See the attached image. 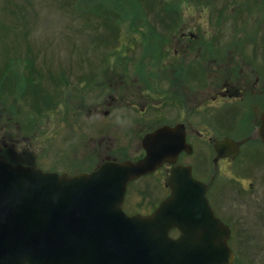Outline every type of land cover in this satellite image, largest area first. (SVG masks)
Returning <instances> with one entry per match:
<instances>
[{"label": "rangeland", "instance_id": "obj_1", "mask_svg": "<svg viewBox=\"0 0 264 264\" xmlns=\"http://www.w3.org/2000/svg\"><path fill=\"white\" fill-rule=\"evenodd\" d=\"M178 35L191 46L182 75L191 87L181 88L172 73L183 58L174 54L180 44L170 43ZM60 70L71 74L67 90ZM229 71L239 92L219 110L215 85L201 86L209 73L227 79ZM171 89L190 105L170 97ZM257 100L264 105V0H0V139L12 135L4 140L26 157L24 165L74 174L110 153L137 158L148 131L183 119L194 151L182 161L208 177L217 122L236 117L247 133ZM232 105L239 107L234 114ZM197 128L205 137L192 132ZM221 163L215 183L223 192L213 202L225 218L235 217L229 264H262L264 144L249 140ZM166 176L160 170L131 182L124 209L153 210L168 194Z\"/></svg>", "mask_w": 264, "mask_h": 264}, {"label": "water", "instance_id": "obj_2", "mask_svg": "<svg viewBox=\"0 0 264 264\" xmlns=\"http://www.w3.org/2000/svg\"><path fill=\"white\" fill-rule=\"evenodd\" d=\"M261 132L264 141V114ZM247 139L216 141L208 181L195 178L190 165H174L171 194L150 214L125 211L129 182L192 151L182 123L146 134V154L136 161L107 160L74 175L13 165L0 154V264L231 263V229L207 191L219 159L234 158ZM174 227L181 230L177 237L170 235Z\"/></svg>", "mask_w": 264, "mask_h": 264}, {"label": "flooded vegetation", "instance_id": "obj_3", "mask_svg": "<svg viewBox=\"0 0 264 264\" xmlns=\"http://www.w3.org/2000/svg\"><path fill=\"white\" fill-rule=\"evenodd\" d=\"M183 33L184 32L182 31V34ZM182 38H185V36H179V35L177 37L172 36L171 39L172 40L174 39V40L170 42V43H178V44H180L179 47L174 48V54L176 56H181L182 55L183 58L179 59L178 66L177 67L172 68V73H174V75H175L174 78H175V80L177 82H181V81L183 82V83L180 84L181 88L182 87H191V86L187 85V83L189 82L190 77L187 78L185 76L186 77L185 78V77L182 76L185 72H187L189 70L188 65L191 62V60H190L191 58L190 57H187V56L190 54L191 46H190V44H188L186 42L183 44V42L181 41ZM176 61L177 60H175V61L172 62L173 63L172 66H175L177 64ZM200 64H203L204 65V63H202V62ZM220 66H222V64ZM179 71H181V73H182L181 76L180 75H177L175 73V72H179ZM207 72H208V70H207ZM60 74H61V77L59 76ZM126 74L127 73H119L116 76L121 77L123 75V78H124L125 76H127ZM228 74L230 75V77L227 78V79L224 78L223 73H216V74H214V77L212 79H210V73H209L208 77L206 76L207 77V80H206L205 84L201 86V88H204L205 86H207V87L210 86V88H211V87H213V84L215 85L214 88H213L214 94L212 95V101H217V100L218 101H220V100L222 101L220 103L223 104V105L222 106L220 105L221 108L219 110H221L223 108H226L227 107L225 105L226 103L228 105V104L234 102L235 92H237V93L239 92L238 89L233 90L234 86L236 85L235 84V80L233 79L234 78V73L232 74L231 71H229ZM70 75L71 74H65V72L63 70H60L59 71V74L57 75V76H59V78L57 79L58 80V83L61 84L62 87L64 86L63 88H65L66 90L69 88V86H71ZM107 77H108V79H105L104 80V85L107 84V81H110L111 80L112 74L109 72V74L107 75ZM135 77L137 78V76H135ZM121 85L122 86L123 85H126L128 88L133 87V84H131L129 86H128V84H121ZM109 86L112 87V81L110 82V85ZM119 88H120V85H119ZM188 91L191 92V88H189ZM201 91H206V89H201ZM169 96L172 97V98H175L176 97L175 100L182 101V104L185 107L187 105H190L188 103L189 102L188 99L186 97H183L184 95L179 94L176 91L173 92V89L170 90V95ZM116 98L117 97L111 96V99L113 101ZM223 100H225V101H223ZM257 101L260 102L261 105L260 104H257L256 105L254 103L251 106V108H250L251 111L248 114V115H250V118H249L250 121H249V124L247 126L248 128H245L247 130V133L243 131L244 129L242 130L240 128L241 127V123H240L239 119H237L235 117V119L231 123H227V125H224V124H221V123L217 122L218 124L216 125V127L217 126L219 127V133L218 134H221L218 137V139H223L226 136H231L234 139H241V138H244V137H249V140L250 141H258V142L264 144V142L262 141V132H261L262 117H263V114H264V105L262 104V101L261 100H257ZM130 103L133 106H136V101H131ZM232 107H234V105H232ZM238 109H239V107L238 106L237 107L235 106L233 108V114H234V112L236 113L238 111ZM105 113H108V111L106 110ZM179 123H183L184 124L185 130H186L187 141L191 144V142L188 140L189 128H188L186 122L183 119H180V120H178L176 122H172L170 125H176V124H179ZM223 126H228V129L227 130L221 129V127H223ZM241 130H242V132H241ZM192 132H196V134H198V136H200V137H205V135H206L205 131L201 130L200 128L194 129ZM235 134H237V136ZM8 135L12 137L11 134H8ZM8 135L6 134L5 136H8ZM210 136H211V134H210ZM4 137L2 139H0V154H2L7 160H9L10 162H12L13 164L24 163L23 161H24V158H26V157L23 156V155H19L18 154V151L17 150H14L15 147L13 146V144L12 145H9L4 140ZM143 137H142V140H143ZM211 137L209 139H211ZM213 139L214 138H212L211 140H213ZM218 139H216V140H218ZM216 140L213 141V145H214V149H215V155L217 154V150H216V146H215ZM191 145L193 147V144H191ZM241 147H242V145H241ZM241 147H240V149H241ZM117 150H120V149H117ZM193 151H194V147H193V149H192L191 152H188L186 150H183L180 153L179 158H178V160L175 163L171 164L169 162H165L163 165H161L160 167H158L154 172L150 173V174H154V173L159 172L160 170H164L166 172V175L167 176H166V180L164 181V183L167 186L168 194L165 195L163 199H165L167 196H169L171 194V188L167 184L168 183V176H169V173H170L171 168L174 165H178V164L179 165H190V166H192V164H190L188 162H185V161H182V158L186 154L191 155L193 153ZM122 155H124V156H122ZM144 155H145L144 148H143V154L141 156L137 157V158H133V157L130 158L129 156H126L122 151H119V154L110 153L109 155H106L103 159H100L95 164V166L92 169L98 167L102 162H104L106 160H116V161H120V162L121 161H124V160H128V159L137 160V159L142 158ZM225 160H227L228 162H230L231 160H233V158H231L230 156H226V157H221L219 159V161H218L219 162V171H218V173H217V175L215 177V181H217V179L219 178L220 173H221V168H222L221 167V165H222L221 162H224ZM212 161H214V158L212 159ZM29 164H32V162H30ZM192 171H193L194 177H196V178H198L200 180H203V181H208L210 179L211 175L214 173L215 169H214V164H213L212 171L208 175V177H204L202 174L196 175L194 173L193 167H192ZM215 181L212 184V186L208 189L207 195H208V198H209V200H210L213 208L215 209L216 215L219 218H221V220H223L225 223H227L230 226V228H231V237L229 239V243L231 244V240L233 239V235H234V227L236 225L233 222V220H234L235 217L234 218L228 217V219H227V218L224 217V215H222L219 212V209L215 207L214 202H213L214 199L215 198H218L219 195H222L221 192H223V188H222V190L221 189H218L217 184L215 183ZM162 200H160V202ZM160 202H158L157 204L159 205ZM155 208L153 210H151L150 212L144 213V214H150V213H152L155 210ZM180 232H181V230L179 228L174 227V228H172L170 230V235L173 236V237H177L180 234ZM231 247H232V245H231Z\"/></svg>", "mask_w": 264, "mask_h": 264}]
</instances>
